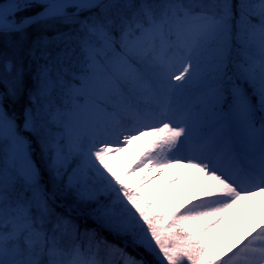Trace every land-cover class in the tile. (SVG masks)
<instances>
[{
  "label": "snow or ice",
  "instance_id": "1",
  "mask_svg": "<svg viewBox=\"0 0 264 264\" xmlns=\"http://www.w3.org/2000/svg\"><path fill=\"white\" fill-rule=\"evenodd\" d=\"M0 264H264V0H0Z\"/></svg>",
  "mask_w": 264,
  "mask_h": 264
},
{
  "label": "trees",
  "instance_id": "2",
  "mask_svg": "<svg viewBox=\"0 0 264 264\" xmlns=\"http://www.w3.org/2000/svg\"><path fill=\"white\" fill-rule=\"evenodd\" d=\"M139 146H141V145H139ZM139 146L138 145L132 146L131 155H133V153L139 149ZM174 171H175V169H167L164 171V174H163V176L160 177V181H159V184L157 186V194H159V192L164 188L165 184L167 183V181L169 180V178L171 177V175ZM181 176L183 177L184 181L181 185H179V181L175 185V188H174V190L172 192V196H171L172 203H175L176 198L179 195L180 188L185 182V176L184 175H181ZM188 179L192 181V183L190 184V186L188 188V193H187V194H190L191 191H193L194 187H195L196 174H195V176L194 175L189 176Z\"/></svg>",
  "mask_w": 264,
  "mask_h": 264
},
{
  "label": "rangeland",
  "instance_id": "3",
  "mask_svg": "<svg viewBox=\"0 0 264 264\" xmlns=\"http://www.w3.org/2000/svg\"><path fill=\"white\" fill-rule=\"evenodd\" d=\"M138 146H139V145H138ZM140 148H141V146H139V149H138L136 152H134L133 155H131V158H132V159H134L135 156L138 154V152L140 151ZM130 163H131V160H130ZM192 175L195 176V174H193V173H192L190 176H192ZM183 181H184V179H183V177L181 176L180 179H179V185H181V184L183 183ZM238 221H239V215H238V214L233 215V216L231 217V223H232V227H233V229H235V227H236ZM246 223H247V221H246Z\"/></svg>",
  "mask_w": 264,
  "mask_h": 264
}]
</instances>
